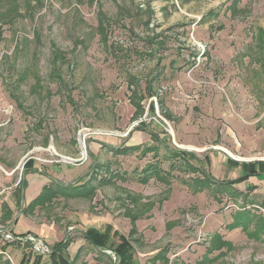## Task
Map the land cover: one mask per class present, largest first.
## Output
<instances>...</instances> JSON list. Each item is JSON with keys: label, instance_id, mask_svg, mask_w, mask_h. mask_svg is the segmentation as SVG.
Here are the masks:
<instances>
[{"label": "rangeland", "instance_id": "obj_1", "mask_svg": "<svg viewBox=\"0 0 264 264\" xmlns=\"http://www.w3.org/2000/svg\"><path fill=\"white\" fill-rule=\"evenodd\" d=\"M0 20V200L50 171L53 192L23 215L67 237L74 264H114L83 237L107 224L137 264H264V177L229 162L264 161V0H0Z\"/></svg>", "mask_w": 264, "mask_h": 264}, {"label": "trees", "instance_id": "obj_2", "mask_svg": "<svg viewBox=\"0 0 264 264\" xmlns=\"http://www.w3.org/2000/svg\"><path fill=\"white\" fill-rule=\"evenodd\" d=\"M97 17H98V23H97L98 31L101 34V37L103 38V40H104V42L106 44V48H109L110 51L115 50L112 47V45H107L106 28L109 25V20H108L107 16L105 15V13H103V12H101L99 10L97 12ZM0 21H2V20H0ZM1 24H2V22H1ZM259 32H260V34L264 35V31L263 30L260 29ZM59 57H62V56L60 55ZM53 74L56 77L59 76L58 73H56V71H54V70H53ZM151 95H152V93H149V97ZM148 111L150 112V114H152V115L154 114L155 111H154L153 103H151L149 105ZM161 111H163V110H161ZM163 113H164L163 116H164V118L166 120L171 118L170 114L166 113V111H163ZM141 126H142V129H145V130H147L149 132L152 141L161 142L160 141V137H159V135L157 133L151 131L146 126H143V125H141ZM155 148H156L155 146L149 147L147 150H144V152L150 151L152 149L155 150ZM123 152H125V151H123ZM166 152H169L170 154L173 153L176 156L177 155H181V156L189 155V153L185 154L186 152H183V151L180 152V153H176L174 150L172 151L171 149H167ZM229 162L233 166L241 165L242 168L246 169L247 171H246V175L245 176L264 177V161L259 160V161H256V162L246 163V164L232 162L230 160H229ZM33 163H34V161H33L32 158L27 159L26 162L23 165L24 166L23 168L24 169L31 168ZM189 164L192 165L191 163H189ZM147 166L148 167H146V172H149L150 170H151L150 172H152V170H153L155 173H157L158 169H154L155 168L154 166H152L151 164H149ZM192 167H193V169L195 168V166H192ZM204 175H205V173H202V176H203L202 180H204L205 182L211 181L208 177H206ZM148 176H149V174L147 175L145 173V175H143L141 180L145 181L146 179H148ZM208 183H203V181H200L198 184L196 183V185H198L197 187H201V185H202V187H204ZM22 184L24 186L25 182L21 178L19 183H18V185L20 186ZM57 188H58L57 192L59 194H62V195L71 194V195H80V196L86 195L87 196L91 192L90 190L89 191L84 190V191H78V192H75V193H70L68 191L69 187L67 185L63 186V185H58L57 184ZM194 188H196V186ZM46 192L49 193V192H53V191H51L50 187H47V186L43 187V190L41 191V193L34 200H32L29 205L31 207L36 206L38 204V202H39L38 200L41 197V195L42 194H47ZM245 215H246L245 213H242V215H239V217L236 216L231 226H235L234 224H238L239 223V224H241V225H239L240 227L246 228L247 223L242 222V220L244 219ZM7 219H10V214H8L5 211V213H3L1 215L0 220L5 222ZM262 229H264V219L261 220L260 226L258 227V229H256L255 232H260ZM134 231H136V228L132 227L131 234ZM255 232L252 234L253 236L255 235ZM83 237L93 247H95L98 250H100V253H102V254L107 255L105 252H103V250H105V249L106 250H110L114 254V257H115V260H116V264H137V263H134V247H133L132 241L129 238L125 237L124 235L119 234L118 231L116 229H114L112 225L107 224L104 230H100V229L95 228V227H89L83 232ZM113 237L118 239V242L115 243V244H112L111 241H110ZM68 241L69 240L67 238V239L61 240V241H59V242H57L55 244V246L53 248L54 251H52L53 254L51 253V256L56 255L57 262L54 261L53 264H69L68 261L63 258L62 252H61V248H65L67 246V244H68ZM3 243H5V245L0 246V251H1L0 252V262L4 263L5 259L2 258L3 257V253L2 252L5 251L6 246L9 245L10 243L8 241H4ZM225 243L226 242H222L221 241L219 236H216L215 239H213L214 248L221 249ZM209 252H211V251H209ZM48 255H50V254H48ZM42 256H45V255H42V254L36 255V258L34 260V264H40V258ZM107 256L110 257V259H111V255H107ZM207 256L208 255L204 254L202 259L199 261V264H201L203 260L205 261V259L208 258ZM156 259H164L165 261H167V259H165L164 255H162V254H157L156 256L153 257V261H155ZM24 260L25 259L23 258L22 261H21V264H23L25 262Z\"/></svg>", "mask_w": 264, "mask_h": 264}, {"label": "crops", "instance_id": "obj_3", "mask_svg": "<svg viewBox=\"0 0 264 264\" xmlns=\"http://www.w3.org/2000/svg\"><path fill=\"white\" fill-rule=\"evenodd\" d=\"M28 169H31V168H28ZM39 172H41V171H39ZM52 176L53 175H50V171H49L48 174L41 173L37 177H27L26 179H23L25 182L24 186H23V184L20 186L18 185V183L20 181L19 180L17 182V189L14 190V192L10 193L9 194L10 196L8 198H6L4 201H2V199L0 200V217L3 213H5V211L8 214H10V219H7L5 222L10 223L9 225L12 228L13 233L16 232L18 234H21V235H15V236L20 237V238H24L26 235H32V234L40 235L42 237V239L46 242L45 244L50 248L51 253H52V251H54L53 248H54L55 244L57 242L61 241V239L59 237H56L57 234L46 231L45 227H42L41 225H37L36 223L34 225V224L30 223L31 221L30 222L27 221V219H29V217L27 215H23V213H24L23 210H25V206H28L31 203V201L34 200L41 193V191L43 190V187L47 186V184L50 182V177H52ZM3 180L4 179L0 176V186L4 185ZM57 183H58V185H63V186L66 185V184H62L58 181H57ZM16 191L19 192V203H20L19 212L20 213L22 212L18 216H16L17 210L15 211V205L18 202L15 198L17 196V194L15 195ZM24 226H27V227L23 228ZM17 227H19L18 228L19 230L16 229ZM32 232H34V233H32ZM66 239H67V237H66ZM62 240H64V239H62ZM9 243L10 244L6 246L4 252L7 253L8 250H6V249L8 246H11V247L13 246V248L20 251L21 258H20V261L18 264H21V261L23 258L25 259L24 260L25 262L23 264H26L31 259V256H32V259L35 260L36 255H38V254L30 251V247L28 244H26V242L14 240V242L9 241ZM2 245H5V243H2ZM68 245L65 248H61L62 256L64 259H66L68 261L69 264H74L75 258H77L76 254L78 253V251L73 256V258H71V260L69 261V259L64 256V250L67 249ZM25 250L26 251L28 250V251L25 252ZM29 251H30V253H29ZM23 252H25L26 254L25 253L23 254ZM51 253H50V255L42 256L40 258V264L42 263V260H44V258H46V257L50 258L51 264H53L54 261L57 262L56 255L51 256ZM33 263H34V261H33Z\"/></svg>", "mask_w": 264, "mask_h": 264}, {"label": "built area", "instance_id": "obj_4", "mask_svg": "<svg viewBox=\"0 0 264 264\" xmlns=\"http://www.w3.org/2000/svg\"><path fill=\"white\" fill-rule=\"evenodd\" d=\"M30 159V158H29ZM71 159V158H70ZM72 160V159H71ZM36 236L26 235L24 238L16 237L9 231H4L0 229V241H23L28 243L30 251L36 254L48 255L51 253L50 248L43 243L41 240L36 239ZM9 258V257H8Z\"/></svg>", "mask_w": 264, "mask_h": 264}, {"label": "water", "instance_id": "obj_5", "mask_svg": "<svg viewBox=\"0 0 264 264\" xmlns=\"http://www.w3.org/2000/svg\"><path fill=\"white\" fill-rule=\"evenodd\" d=\"M104 252H108V253H110L111 251L110 250H103ZM111 254H112V258H113V260H114V264H116V260H115V257H114V254L111 252Z\"/></svg>", "mask_w": 264, "mask_h": 264}, {"label": "bare ground", "instance_id": "obj_6", "mask_svg": "<svg viewBox=\"0 0 264 264\" xmlns=\"http://www.w3.org/2000/svg\"><path fill=\"white\" fill-rule=\"evenodd\" d=\"M81 144H82V143H81ZM82 147H83V146H82ZM83 153H84V152H83ZM83 153H82V154H83Z\"/></svg>", "mask_w": 264, "mask_h": 264}]
</instances>
